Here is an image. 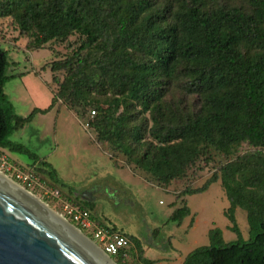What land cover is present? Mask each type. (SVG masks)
I'll list each match as a JSON object with an SVG mask.
<instances>
[{
  "label": "trees",
  "instance_id": "obj_1",
  "mask_svg": "<svg viewBox=\"0 0 264 264\" xmlns=\"http://www.w3.org/2000/svg\"><path fill=\"white\" fill-rule=\"evenodd\" d=\"M7 17L34 48L72 34L79 35V44L50 64L51 72H65L62 81L52 76L58 90L50 104L22 117L3 89L11 75L0 48V147L27 153L36 171L56 181L48 162L7 138L47 112L56 98L82 118L91 110L86 126L95 139L163 184L184 176L207 148L231 155L247 142L255 150L221 165L202 186L181 192L202 193L219 180L236 240L224 243L221 230L211 228L208 244L193 248L181 264H264V0H0V18ZM176 87L195 94L196 106L185 110L170 100ZM145 112L149 127L138 118ZM236 207L246 212V240ZM189 214L184 200L168 221L179 225ZM94 225L124 235L142 264L153 263L143 256L139 238ZM122 255L119 250L112 257L125 264Z\"/></svg>",
  "mask_w": 264,
  "mask_h": 264
},
{
  "label": "rangeland",
  "instance_id": "obj_2",
  "mask_svg": "<svg viewBox=\"0 0 264 264\" xmlns=\"http://www.w3.org/2000/svg\"><path fill=\"white\" fill-rule=\"evenodd\" d=\"M28 42L26 36L19 34L11 18H0V48L7 53L9 64L6 72L11 75L3 89L14 113L21 117L34 107L44 108L50 104L58 90L52 76L62 81L65 75L64 71L51 72L50 64L72 54L79 44V35L52 40L39 48L30 46ZM92 97L99 100L101 95L94 91ZM168 98L185 110L197 103V96L187 95L181 87L174 88ZM134 110H139V107ZM90 115L91 110L86 111L82 118L56 98L47 112L37 113L32 121L7 137L48 162L57 174L56 181L36 171L33 159L27 153L3 147H0V156H6L23 171L32 170L34 181L28 185L27 181L15 177L10 171L0 167V172L62 215L99 247L91 228H84L72 220L71 207L83 206L95 224L111 225L139 238L142 254L152 260V264H181L193 248L208 244V230L214 227L221 230L224 243L236 240V234L230 230V222L224 215L229 203L219 180L202 193L184 196L181 192L185 188L202 186L213 173H218L221 165L255 150L254 147L242 142L235 146L231 155L207 148L184 176L163 184L152 174L129 165L119 152L98 142L92 129L86 126ZM138 118L150 126L147 112L138 113ZM145 136L148 139V132ZM184 200L190 209L189 216L179 225L168 221L170 214L182 206ZM83 202L91 203L92 207L84 206ZM234 216L240 237L246 240L248 223L245 210L236 207ZM122 260L125 264H142L133 244L124 249Z\"/></svg>",
  "mask_w": 264,
  "mask_h": 264
},
{
  "label": "water",
  "instance_id": "obj_3",
  "mask_svg": "<svg viewBox=\"0 0 264 264\" xmlns=\"http://www.w3.org/2000/svg\"><path fill=\"white\" fill-rule=\"evenodd\" d=\"M0 264H106L89 246L0 177Z\"/></svg>",
  "mask_w": 264,
  "mask_h": 264
},
{
  "label": "built area",
  "instance_id": "obj_4",
  "mask_svg": "<svg viewBox=\"0 0 264 264\" xmlns=\"http://www.w3.org/2000/svg\"><path fill=\"white\" fill-rule=\"evenodd\" d=\"M0 167L6 171H10L15 177L27 181L28 185L34 181L32 170L23 171L19 169L4 155L0 156ZM69 213L72 220L78 222L80 226L84 228H91L93 237L107 254L114 256L119 252V250H124L130 245L128 239L124 235L117 232L108 233L104 228L94 225L87 210L81 209L77 206L71 207L69 209Z\"/></svg>",
  "mask_w": 264,
  "mask_h": 264
},
{
  "label": "bare ground",
  "instance_id": "obj_5",
  "mask_svg": "<svg viewBox=\"0 0 264 264\" xmlns=\"http://www.w3.org/2000/svg\"><path fill=\"white\" fill-rule=\"evenodd\" d=\"M0 177L6 180L9 184L15 187L18 191H20L23 195L34 201L37 205H39L43 210H45L48 214L56 218L60 221L67 229H69L73 234H75L79 239H81L87 246H89L106 264H117L115 263L111 257L104 252L102 248L96 245L93 241H91L87 236H85L78 228L73 226L68 220H66L62 215L58 214L54 210H52L47 204L40 201L37 197H35L32 193L27 191L25 188L17 184L15 181L7 177L5 174L0 172Z\"/></svg>",
  "mask_w": 264,
  "mask_h": 264
}]
</instances>
